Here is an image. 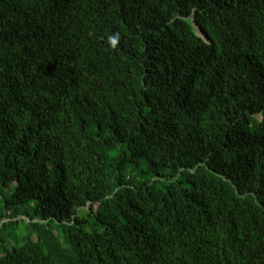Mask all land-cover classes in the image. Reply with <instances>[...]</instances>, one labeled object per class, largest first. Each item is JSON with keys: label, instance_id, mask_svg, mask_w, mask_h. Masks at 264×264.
<instances>
[{"label": "trees", "instance_id": "obj_1", "mask_svg": "<svg viewBox=\"0 0 264 264\" xmlns=\"http://www.w3.org/2000/svg\"><path fill=\"white\" fill-rule=\"evenodd\" d=\"M0 264H264V0H0Z\"/></svg>", "mask_w": 264, "mask_h": 264}, {"label": "water", "instance_id": "obj_2", "mask_svg": "<svg viewBox=\"0 0 264 264\" xmlns=\"http://www.w3.org/2000/svg\"><path fill=\"white\" fill-rule=\"evenodd\" d=\"M199 33L205 38V40H207L208 41V39H207V36L201 31V29L199 28Z\"/></svg>", "mask_w": 264, "mask_h": 264}, {"label": "clouds", "instance_id": "obj_3", "mask_svg": "<svg viewBox=\"0 0 264 264\" xmlns=\"http://www.w3.org/2000/svg\"><path fill=\"white\" fill-rule=\"evenodd\" d=\"M112 43H113V44H115V43H116V41H115V40H113V41H112Z\"/></svg>", "mask_w": 264, "mask_h": 264}, {"label": "rangeland", "instance_id": "obj_4", "mask_svg": "<svg viewBox=\"0 0 264 264\" xmlns=\"http://www.w3.org/2000/svg\"><path fill=\"white\" fill-rule=\"evenodd\" d=\"M142 168H144L145 166H141Z\"/></svg>", "mask_w": 264, "mask_h": 264}]
</instances>
